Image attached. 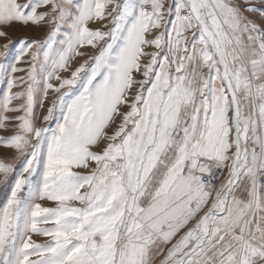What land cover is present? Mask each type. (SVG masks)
Instances as JSON below:
<instances>
[{
	"label": "snow or ice",
	"instance_id": "1",
	"mask_svg": "<svg viewBox=\"0 0 264 264\" xmlns=\"http://www.w3.org/2000/svg\"><path fill=\"white\" fill-rule=\"evenodd\" d=\"M0 38V264H264V0H0Z\"/></svg>",
	"mask_w": 264,
	"mask_h": 264
},
{
	"label": "rangeland",
	"instance_id": "2",
	"mask_svg": "<svg viewBox=\"0 0 264 264\" xmlns=\"http://www.w3.org/2000/svg\"><path fill=\"white\" fill-rule=\"evenodd\" d=\"M102 22H96V23H91L89 26L93 29L98 28L101 26ZM103 23H107V21H104ZM110 27V25H109ZM6 31H8L9 33V37L14 41V42H18L21 39H28V40H33V39H44L46 37V34L48 32V29L46 27H41V28H37L34 26H28V27H21L19 25H15L10 29H6ZM5 41L0 38V44L4 43ZM20 45L19 43H14L11 46V53L8 57V62H11L12 57L15 55L16 51H18ZM85 51H92L91 48H86L83 49ZM80 58H77V63L79 62ZM4 90V83L2 80H0V93H2ZM47 105L45 104V107ZM37 111H39V108H37ZM4 133L0 132V135H3ZM5 152V150L0 147V155H3ZM4 201V194L2 191H0V203H2ZM45 206H52L49 202H45ZM34 240H37L38 242H43L42 237L39 236H33Z\"/></svg>",
	"mask_w": 264,
	"mask_h": 264
}]
</instances>
